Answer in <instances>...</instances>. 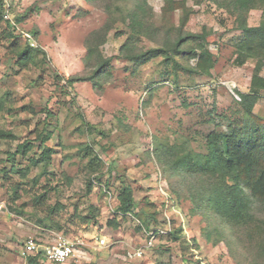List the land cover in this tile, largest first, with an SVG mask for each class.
I'll return each instance as SVG.
<instances>
[{
  "label": "rangeland",
  "instance_id": "rangeland-1",
  "mask_svg": "<svg viewBox=\"0 0 264 264\" xmlns=\"http://www.w3.org/2000/svg\"><path fill=\"white\" fill-rule=\"evenodd\" d=\"M3 1L5 15L13 21L26 14L14 22L16 31L35 32L43 53L32 50L29 58L18 61L24 38L8 37L0 22V128L15 135L0 139V264H26L27 239L49 245L58 235L88 246L57 264H264V202L251 209L254 220L244 225L221 222L204 205L195 207L188 181L172 173L164 153L158 160L152 152L157 143L171 148L172 159L188 150L203 151L208 133L224 131L246 116L231 86L247 91L254 62L232 63L233 40L240 36L232 17L206 2L187 0L193 13L184 29L212 30L207 40L216 63L208 75L187 73L161 56L132 72V62L117 56L129 28L116 21L101 47L105 56L115 57L111 76L95 88L89 81L68 86L65 79L83 74V39L107 18L103 5ZM117 3L125 14L135 1ZM162 6V0H147L148 15L162 26H177L179 11L164 17ZM259 15L251 10L248 23L256 24ZM117 30L122 35L115 36ZM142 41L145 48L158 45ZM181 58L184 66L196 62ZM252 114L264 120V90ZM48 131L45 144L53 148L51 158L32 165L28 158L41 154L39 136ZM26 141L33 147L14 155ZM12 168H27V173L22 176ZM123 185L132 189L134 215L114 211ZM164 212L172 226H181L178 237H159L145 247L140 221L155 229Z\"/></svg>",
  "mask_w": 264,
  "mask_h": 264
},
{
  "label": "trees",
  "instance_id": "trees-1",
  "mask_svg": "<svg viewBox=\"0 0 264 264\" xmlns=\"http://www.w3.org/2000/svg\"><path fill=\"white\" fill-rule=\"evenodd\" d=\"M87 1L103 5L107 18L99 27L90 30L84 36L83 74L68 76L65 79L66 85L72 86L76 82L89 81L95 88H99L110 78L115 57L105 56L101 47L107 41L108 33L116 21H122L129 28L117 56L132 62L134 67L132 72L159 56L164 59L163 62L171 63L175 68L179 67L191 74L208 75L214 67L216 58L209 50L207 40L212 30L206 29L205 26L199 32L184 29L189 16L193 13V8L187 5V0H162L161 10L164 17L171 12L179 11V23L177 26L172 25V28L156 23L153 16L148 15L147 0H134L135 4L127 8L125 14L120 13L117 6L120 0ZM201 2H206L232 17V27L240 33V36L233 40L232 63L241 66L247 60L254 62L247 91L240 92L236 87L232 90L238 95V99H234L243 107L246 116L244 119L230 122L224 131L208 133L203 151L188 150L172 159L171 148L157 143L152 152H156L158 160L164 153L163 159L171 165L172 173L179 175L181 181L184 182V179L188 181V188H192L190 200L198 207L197 209L200 210L201 205H204L221 222L244 225L247 221L254 220L251 209L264 202V120H255L256 117L252 114V108L264 90V0H194L197 4ZM4 9L5 3L0 0V22L5 25L6 35L15 40L19 36L24 38L23 34L16 31L18 28L14 22L19 23L26 14L14 17L13 21L5 17ZM251 10L260 11L259 20L254 25L248 23ZM115 11L118 17L115 16ZM220 24L223 25L222 22ZM121 31H115L114 35H122ZM31 34L36 38L35 32L32 31ZM145 39L158 42V45L145 48L141 44ZM24 41L25 45L16 52L18 61L29 58L32 50L43 53L38 46H30L25 38ZM181 57H186L187 61L193 58L196 62L184 66ZM1 107L0 102V109ZM14 137L10 130L0 128V139ZM39 137L41 154L36 158H28L32 165L48 162L53 153V148L45 144L50 138V132L40 134ZM31 147L33 146L28 141L19 143L13 154L25 155ZM13 171L23 176L27 173V168H16ZM90 185L91 183L88 189ZM133 207L132 189L129 185H123L117 195L114 211L121 216L134 215ZM161 221L162 224L158 227L165 225V220ZM140 223L139 227L151 229L144 226L141 221ZM172 227V231L167 235L176 239L181 226L177 229L173 223ZM39 258L38 255L26 256V264H40Z\"/></svg>",
  "mask_w": 264,
  "mask_h": 264
},
{
  "label": "built area",
  "instance_id": "built-area-1",
  "mask_svg": "<svg viewBox=\"0 0 264 264\" xmlns=\"http://www.w3.org/2000/svg\"><path fill=\"white\" fill-rule=\"evenodd\" d=\"M8 17V16H6ZM9 18V17H8ZM10 19V18H9ZM26 39V41L30 44V46H37L35 38L33 35L26 31L21 32ZM231 90L235 88L231 86ZM233 93V91H232ZM235 94V93H234ZM236 95V94H235ZM238 99V96L236 95ZM165 225L162 227H156L155 229L146 230V241L145 247L149 248L152 246L153 242L161 235H167L172 231V224L167 217L166 213H163ZM105 239L102 238L100 240L101 244H104ZM100 244V245H101ZM88 246L87 243L80 239H70L69 237L58 235L57 238L49 245H43L40 242L35 241L32 238L27 239L23 244V254L26 256H40L39 261H48L54 264L61 263L71 259L77 250H81L80 247ZM142 253L141 249L136 251V255L140 256ZM194 264H217V263H207L204 261H198Z\"/></svg>",
  "mask_w": 264,
  "mask_h": 264
},
{
  "label": "crops",
  "instance_id": "crops-1",
  "mask_svg": "<svg viewBox=\"0 0 264 264\" xmlns=\"http://www.w3.org/2000/svg\"><path fill=\"white\" fill-rule=\"evenodd\" d=\"M146 231V229H144Z\"/></svg>",
  "mask_w": 264,
  "mask_h": 264
}]
</instances>
